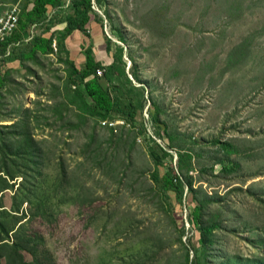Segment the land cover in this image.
Returning a JSON list of instances; mask_svg holds the SVG:
<instances>
[{
	"label": "rangeland",
	"instance_id": "obj_1",
	"mask_svg": "<svg viewBox=\"0 0 264 264\" xmlns=\"http://www.w3.org/2000/svg\"><path fill=\"white\" fill-rule=\"evenodd\" d=\"M25 1L0 0V16ZM95 10L104 19L103 42H86L105 67L114 65L136 124L85 118L70 106L67 56L58 49L7 63L0 235L20 237L25 255L45 264H188L194 255L187 258L183 242L197 244L200 233L187 216L203 204L205 221L220 225L210 264H264V0H103ZM144 122L173 154L160 173L174 167L193 178L183 214L175 193L165 195L151 180L160 159L140 133ZM25 146L33 151L17 154ZM223 164L237 169L226 173Z\"/></svg>",
	"mask_w": 264,
	"mask_h": 264
},
{
	"label": "trees",
	"instance_id": "obj_2",
	"mask_svg": "<svg viewBox=\"0 0 264 264\" xmlns=\"http://www.w3.org/2000/svg\"><path fill=\"white\" fill-rule=\"evenodd\" d=\"M102 2L103 0H26L23 7H21L17 27L6 40L0 42V58H2L0 63V89L6 85L9 73L12 70L10 67L7 68V63L15 60L24 63L27 60L36 59L39 53L45 55L53 53V43L55 40L57 49L60 52L66 53L67 56L66 62L69 67L66 82L68 104L76 106L85 118H98L100 121L124 120L126 124L135 126L137 116L136 106L125 92V88L115 83L114 65L108 68L105 67V63L100 58L98 59L93 51L92 42L95 44L96 40H93L92 32L96 26L99 29L101 28V30L104 26V19L95 10V4L101 5ZM66 4L69 7L68 13L55 12ZM58 24H62V27L57 26ZM35 27H42L41 32L35 34L33 30ZM77 31L82 34L81 52L85 56L84 63L70 56L71 51L67 44L70 42L71 35ZM101 35L100 33V40L96 45L103 42ZM87 39L89 41L92 40V42L87 43ZM103 40L106 41L107 47L110 48V38L104 35ZM25 41H27V45L16 53V46L24 44ZM121 52L122 48H120V56ZM98 68L105 69L102 76L97 74ZM134 74L136 75V73ZM136 77L138 79L137 75ZM154 107L155 104L153 105ZM150 114L152 123L159 125L158 136L164 137V133H162L160 127L161 120L159 116L154 110ZM140 133L145 135L146 141L150 140L148 144L149 148L160 159V163L156 162L157 168L152 174V182L159 186L165 195L169 192L175 193L177 202L181 206L180 213L183 214L185 209L183 205L185 188L187 187L191 192L194 191L192 176L189 175L188 171L186 176H182L178 168L176 170L174 167L161 174L158 166L164 165L166 157L173 159V154L155 138L150 136L145 122L141 123ZM168 139L170 141L169 137ZM215 143L219 144L221 149L227 153L236 152V148L230 143L222 142L219 139L215 140ZM5 147L3 151L5 152V149L9 151V147L7 145ZM29 147L33 148L34 142L30 143ZM29 147L25 146L26 150L22 148L17 151V154L22 152L31 153L33 150L30 151ZM168 147L174 148L171 143H168ZM179 157L178 167L183 172V154L181 152ZM189 159H191V156H189ZM5 160L6 162L8 161V159H1L0 161L2 168L8 166ZM219 162L221 164L223 160H219ZM236 169L235 165L228 166L223 164L222 166V171L226 173ZM4 172H6L7 176H11L7 169ZM11 177H14V175ZM2 180L5 185H3L0 191H4L7 188L6 178H2ZM202 205L196 204L187 216L189 222L200 233L197 244L193 242L192 237L188 239L187 245L183 242L188 259L190 252L193 251L194 256L189 261L191 264L206 263H202V259L204 258L201 252L207 254V259L210 257L209 254L216 241V231L220 228L219 222L213 219H210L208 222L205 221ZM184 232L185 229L182 230L181 241H183ZM25 249H28V247L26 243L20 240V237H17L14 242H10L8 233L5 236L0 235V264H3L2 258H5L4 251L8 252L6 255L8 259L7 264H45L35 256L33 260H30L25 255ZM208 261V264H210V258Z\"/></svg>",
	"mask_w": 264,
	"mask_h": 264
},
{
	"label": "built area",
	"instance_id": "obj_3",
	"mask_svg": "<svg viewBox=\"0 0 264 264\" xmlns=\"http://www.w3.org/2000/svg\"><path fill=\"white\" fill-rule=\"evenodd\" d=\"M20 12H21V8L18 5H13L0 16V42L6 40L7 37L10 36L12 32L15 30L19 22ZM53 47L55 50H57L55 40L53 43ZM104 71H105L104 68H98L97 74L99 76H102ZM104 122L106 123L107 121ZM118 122H121L123 124L124 120L110 121V124L115 125ZM147 127H148V131L150 132L152 125L147 124ZM157 141L159 142V140Z\"/></svg>",
	"mask_w": 264,
	"mask_h": 264
},
{
	"label": "crops",
	"instance_id": "obj_4",
	"mask_svg": "<svg viewBox=\"0 0 264 264\" xmlns=\"http://www.w3.org/2000/svg\"><path fill=\"white\" fill-rule=\"evenodd\" d=\"M93 40H96V43L100 40V32L99 27L96 26L95 29L92 32ZM83 42L82 34L77 31L74 32L73 35L70 37V42L68 44V48L71 51V57L73 59H76L77 61H82V63L85 62V56L81 52V43ZM9 64V63H8Z\"/></svg>",
	"mask_w": 264,
	"mask_h": 264
}]
</instances>
